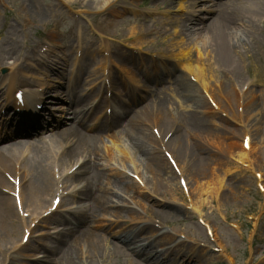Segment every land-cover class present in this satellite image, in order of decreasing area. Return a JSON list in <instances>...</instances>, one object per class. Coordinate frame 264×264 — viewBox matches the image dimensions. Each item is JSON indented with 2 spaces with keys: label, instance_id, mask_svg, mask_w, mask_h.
<instances>
[{
  "label": "rangeland",
  "instance_id": "1",
  "mask_svg": "<svg viewBox=\"0 0 264 264\" xmlns=\"http://www.w3.org/2000/svg\"><path fill=\"white\" fill-rule=\"evenodd\" d=\"M66 1H69L68 4H70L71 8L68 4H65V0H31L27 1V6L22 10V4L25 0H0V44L2 41L6 44L5 49L9 53L7 58L12 57L7 59L8 64L3 65L5 67H0V75H2L4 69L12 73L19 65L18 63H14L15 58L22 57L24 51L32 49L29 51L31 55L30 58H22L20 60V66L32 67V73H30V75L26 73V78L31 82L33 80L39 84L44 83L46 87H49V93L56 96V99L52 102V106L54 109L53 115L57 121L54 127H50V130L42 131L35 136L28 137H13L11 134L15 135L17 129L7 126L3 131L0 126V147L6 145L8 141L34 142L43 139L47 145L42 142L41 144L47 148V151H49L52 156V159L50 158L51 167L53 166L54 168V166H59L61 170H66V172H68L78 161H66L60 162L59 164L55 155L58 154L60 146L53 144L48 134L51 130L57 129L63 125L61 119H72L71 108L67 103L68 95L71 94V86L67 88L65 85V82L68 80L66 76L68 72L65 69L67 68V62L75 51L77 40L76 32L80 31L83 33L82 37L84 38L83 42H85L86 46V58L87 50H90L89 48L91 45H95L92 41H89L87 35H90L89 29H93L92 21L89 16L96 15V13L98 14V12L103 9L100 8V6H103V3L96 1V4H92L90 2L92 0ZM138 1L140 2V0ZM185 1H187L189 7L186 12L180 13L179 18H181V20H184L185 16L192 10H195L197 13H205V10L209 9V6L212 5L210 0H199L203 1L200 3L201 5L198 7L195 5L193 7L192 4L194 0ZM249 1L250 4L254 3V0ZM168 6L169 4H167L163 10L168 8ZM146 8H154V6L150 5ZM38 10H43L47 14V18L44 22H40L39 18L33 14V12ZM59 10L65 13L61 15H64L65 21H71L69 25L58 27L51 25L52 20L60 23L58 18L51 17L54 11ZM87 10H90L92 13L85 12ZM74 11L78 13L83 11V13L76 14ZM76 16L80 17L77 20L79 25L78 28L76 23L72 22ZM27 17L30 19V23L28 24L23 21V19L27 20ZM156 19L164 18L160 16ZM209 22L210 20L208 19L205 24ZM86 24L89 26V29H86ZM150 25L153 24L151 23ZM132 26L135 27L137 24ZM252 29L256 43L254 48L247 47L246 51L244 50V52L234 55L231 65H227V67H229V72L221 68L216 78H207L206 80L213 96L211 99L215 105L217 104L219 106L218 111H215L214 108L211 107L209 101L208 107L199 102H205L202 98L203 94L198 91L199 88L195 86V81L193 83L191 82L193 84L192 87L187 86L186 83H188L190 75L188 71L178 65L174 58L166 59V64L162 62L164 68L160 69L157 74H150L148 80L151 79V82H144L145 80L143 77L136 73V62L131 65L126 64L124 65L125 67H122V72L124 74H121V76L131 82L132 91L135 90V87L142 86L141 81L146 86V90L140 93L144 98L139 102V106H135L134 108V110H139L143 108L145 103L146 106L144 107H148L147 115L141 119L140 125L148 129L154 136L158 135L160 128L158 124V108L155 107V105L153 107V103L150 104L149 96L152 94L153 98L158 96L161 98L164 97L165 101L168 100L169 124L162 127L161 135L164 136L167 132L172 130L175 132L177 131V133L180 131L181 133L179 134H183L186 136L187 140H189L193 150L191 151L196 154V157L193 158L190 155L194 166L189 168L190 170L188 174H186L189 182V190L187 187V191L185 192L180 186L179 178L177 177L178 174L170 167V164L166 161L167 159H164L165 154L161 148V138L155 136L148 149L151 152H157L158 155L156 156H159L163 160L165 167H167V171L166 173L163 172L162 178L157 176L149 166H146L143 159H141L140 156L138 157L135 151L132 150L128 138L125 137V135H121L120 131L128 124L129 119L133 118L134 114H129L127 119L120 120L117 125L107 127L104 131H101V137H99V139L103 142L100 143V150L103 156L97 159L96 164L99 165L100 169L107 171V173L109 172V175L127 177L132 180L134 184V189L128 193L119 190V192H117L116 188H112V194H114L117 199L113 198V200L110 201V206L108 207L110 213H103L96 222V227H98L100 233L123 250L124 259L119 258V260H111L108 264H151L146 261L143 256L137 257L130 252L133 245L126 249L122 244L125 240L121 239L119 236L114 238V236H111L109 233L110 229L111 231L117 230L118 232L124 230L123 227L117 229L115 224L112 225L113 222L118 221L117 224L123 225L124 223V227L126 228L132 225H135V228H140L141 226L152 228L153 231H155L153 234L156 238L157 231L159 230L156 229V226H148L151 222L154 223L151 218H158L161 222L166 224L162 227L160 234L164 235L167 233L175 236L178 241L177 243L182 242L181 239H183L185 235L188 237L189 242H191L190 244L195 245L199 250L204 249L203 255H201V252H195L200 258L194 261L193 264H264V240L261 239L264 232V192H260L258 185L261 181L257 178V174H259L262 176V179H264V17H261L260 21ZM236 30L240 32L238 28H236ZM44 32H46L47 35H45ZM56 32L60 35L54 37L53 35L56 34ZM165 34L164 36L158 35V37L150 36L147 40H165L167 41L165 43H168L172 36H170V31ZM201 35H205L204 32H202ZM197 42H200V40ZM200 44L201 43H199V45ZM145 46L153 53L155 52L154 50H156V46L153 47L151 43ZM157 46L159 51L163 49V45L158 44ZM43 47L48 49L50 53L49 56H46V53L40 52ZM95 48L96 47L91 49L98 54L97 52H99V49L96 50ZM43 55L44 57L41 59L40 57ZM51 60H55L52 62L54 65L51 66L59 72H57V70L49 71V67L46 66L45 62L50 65L49 62ZM97 60L98 64H96V67H92V70L90 69L91 71L88 73V85L92 83L91 81L93 79L99 76L98 69L100 67L98 68V66H102L101 54H99ZM84 63L86 69L91 67V62L85 60ZM38 64L39 66L37 67ZM165 66L167 69H165ZM173 70L176 75H181L185 80L183 87L195 97L192 102H187L178 95L172 81L169 79L161 82V78L165 79L167 75L173 73ZM33 73L35 75H31ZM63 73L65 74L64 80L62 78ZM21 74H23V71H21ZM132 75L134 78L130 80L129 78L132 79ZM223 83L228 84L229 90L234 94V98L229 100L231 104L224 100V94L220 95L218 92ZM112 84L116 88V95L120 97L114 100L115 107L117 108V112L121 113L123 112L122 106L124 105L121 104V101L127 99L125 95L126 91L124 92L123 90L124 82L120 79H115L112 81ZM246 84H250V89L252 91L248 94V98L241 111L237 107L234 86H243ZM156 89H159L160 92L163 90L164 94L161 96L160 93H156L155 95L154 91ZM74 93L82 94V88L80 87L74 90ZM47 99L52 101L51 97ZM103 100H105V102L107 101L106 99ZM67 109L70 110L69 114L67 113L68 115L66 114L68 111ZM190 115H194L197 121L201 122V127H198V131L186 127L184 120ZM245 135L250 138L251 146L248 161H244L238 156ZM7 136L9 138H7ZM112 140H117L126 152H129L130 155L131 153L133 154L134 157L131 156L138 170L137 173L132 169L131 162L125 159L124 154L118 153L112 149ZM167 146L170 150L172 143H169ZM108 149L113 155L108 153ZM177 153L180 157L183 154L180 149H178ZM230 157H235L236 159L244 161L249 166L248 171H246V169L243 170L244 167L239 163L230 160ZM11 169L9 168L8 172L12 175ZM78 171L79 170L75 172L77 173ZM76 173L71 174L72 177ZM131 173H136L142 184L134 179ZM88 175H90V173H88ZM65 176H67V174ZM53 179L57 181L55 176H53ZM70 183L71 178L69 179L68 186ZM261 185L264 186V183ZM149 187L153 190V194L149 192ZM7 188H10L9 191L12 190L13 187L11 182H9ZM219 188H221V190L218 192ZM2 189L3 188H1V190ZM139 191H141L140 195L137 193ZM96 192L97 186H92L90 195H94ZM52 193L53 192H50V194L45 197L47 200L45 199L46 202L44 201L40 207L37 204H22V210L24 212L22 215L27 224L42 213V209L49 203L48 199ZM5 195L11 199L9 202L12 208L10 209L11 217L16 221L19 220L20 227H23L18 215V209L17 207L15 208L13 195L7 193H5ZM191 202L198 208V212H195L191 208ZM157 203H161V206L156 205ZM69 205H72V203L68 202V204H65L64 207H66V210L70 209L68 207ZM151 208L155 210L163 208L166 210L167 214L165 212L164 214L151 212ZM170 209L173 210L171 211ZM113 212H117V214ZM63 214L54 215L51 219L44 220L40 224L37 232L43 231V238L39 239L38 237H32L28 243V249L30 250L13 254L12 257H14L15 261L18 260L16 261L17 263L33 264L37 259H42L45 255V248L55 245L57 237L61 232V227H65L64 224L54 223L60 217H66ZM151 214L157 217L151 216ZM256 217L259 219L256 220ZM132 222L134 224H131ZM207 226L212 232L213 236L211 235V237L207 232ZM20 236L21 235L14 238L15 240L13 239L12 242H7V240L1 242L2 246L6 248L10 247L12 243L18 242ZM140 244L141 243H139V245ZM223 248L225 251H223ZM162 249L163 248L159 247L158 250L160 251ZM124 252L128 253L129 256L125 255ZM6 254L7 252L4 255L6 257L4 259L9 261L11 259L10 253ZM174 256L175 255L168 257L169 259H173ZM179 257L180 256H177V258ZM105 259L106 256L101 255L100 260L105 261ZM174 264H182V260H175Z\"/></svg>",
  "mask_w": 264,
  "mask_h": 264
},
{
  "label": "bare ground",
  "instance_id": "2",
  "mask_svg": "<svg viewBox=\"0 0 264 264\" xmlns=\"http://www.w3.org/2000/svg\"><path fill=\"white\" fill-rule=\"evenodd\" d=\"M71 1L73 2L74 0ZM96 1L103 3V6H100V8L103 9L98 12V14L96 13V15H88L91 18L93 29H89L87 24L86 29H89L90 35H88L92 41H96L99 47L112 50L114 57H119L120 60L128 63L132 62L134 58L132 57L133 54H129L125 51L120 54L118 47L120 44L115 42L116 40H121L126 48H135L137 45L144 48L146 44L151 43L153 47L156 46L155 51L157 55L166 59L174 58L178 65L182 66L184 70L193 75L196 83H198L195 84V86L199 88L198 91H200V93L203 91L206 96L202 97L205 102H199L206 107L209 105V99L213 98L208 82L206 81L207 78H216L219 75L221 68L228 71L229 67H227V65H231L234 55L242 53L244 50L246 51L247 47L254 48L256 43L253 37L252 28L260 21L261 17H264V0H254V3L249 6H240L241 3L248 0H237L238 4H236L234 0V4L225 3L223 0H217L218 2H214L211 7V13H213V15L208 24H205L204 22L205 17L201 16L193 18L194 15L191 14L186 17L182 26L180 25L181 23L179 22V19L174 17L166 19L167 23L161 20H148L146 15L143 17L145 13L141 10L134 9L132 6L135 5L139 8L144 4L154 5L156 9L159 10L168 3L167 0H149V2L145 3L137 2V0H92L90 2L96 4ZM25 2H23L22 5H24ZM68 2L65 0V4H68ZM176 2H178V9L184 7L185 2L183 0H177ZM68 6L70 7V4H68ZM74 12L76 14L83 13V11L79 13L76 11ZM85 12L92 13L90 10ZM163 13L168 14L167 11H164ZM33 14L39 18L40 22H44L47 18V14L43 10H38L33 12ZM62 14L65 13L61 10L54 11L51 17H59L63 19L64 15L61 16ZM147 14H150V12ZM78 18L80 17L78 16ZM151 23L153 25H150ZM134 24H137V26H132ZM63 25H69V22L64 21ZM168 26L172 29L171 35H175L174 39L169 40L168 43H165L167 42L165 40H147L148 36L151 34L158 35L162 32L164 33L167 31ZM236 28H238L240 32L236 30ZM202 32H204L205 35H201ZM198 40H200V42H197ZM199 43L201 44L199 45ZM158 44L163 45L161 51L158 50ZM3 45L4 43L2 41L0 44V67L6 65L7 56L9 55L5 49V45ZM27 55L28 51L22 53L23 57ZM29 56L30 55L26 58H29ZM8 59H10V57H8ZM19 60V57L15 58V62H18ZM90 71V68H87V72ZM82 72L84 77V71H82V69L80 76ZM173 75H176L174 70L173 73L167 75V77L162 80L166 81L169 79L172 81L178 95L187 102H192L195 97L183 87V84L185 83L183 77L181 75ZM4 78L5 77H0V83L4 82ZM186 84L187 86H193L189 81ZM14 85L15 83L12 82L8 88L13 87ZM1 86L3 87V84ZM251 91V89L246 91L245 102ZM161 92L157 91V93H160L162 96L164 91L161 90ZM218 92L220 95L224 94L229 103V100L234 98L233 92L229 90L228 84L226 83L222 84ZM90 99L91 95L69 99L70 106H75L73 117L75 120L74 123L68 124L64 129L61 128L60 130H54L51 133L52 142L62 148L61 162L78 160L84 155V163L86 162V156L89 157L90 161L83 165V170L80 171L81 173L77 174V178L71 179L72 182H79L81 185L78 191V198L81 202L79 208L77 211L70 212L68 217H60L56 223L64 224L65 228L59 233L55 245L45 248V255L42 259L35 261L34 264H79V262L80 264H98V257H101V255L106 256L105 264H108L111 260H119V258L124 259V254L123 252H120L119 247L112 243L109 238H106V236H103L102 233H100V230L96 227V222L103 213H110L108 207L110 201L115 198L114 194H112V188H116L117 192L122 191L128 193L134 189V184L132 180L127 177L109 175V172L107 173V171L100 169L99 165L96 164L97 159L103 156L100 150V143L102 141L99 139L98 134H90L86 132L89 130L88 120L95 116H93V113H89L86 110V102ZM138 101L137 98L131 100V102L125 106L126 111L120 116H116V114L112 117L111 115V123L117 125L121 119H127L128 114H134L133 118L128 121L129 129L126 128L125 131L122 130L120 133L128 138L132 150L135 151V154L138 155V157L140 156V158L143 159L146 166H149L157 176L162 178V174L163 172L166 173L167 167L163 164V160L159 156H156L158 155L157 152H151L148 149L155 136L150 133L148 129H145L140 125L141 119L147 115V108L134 110V106L138 104ZM167 104L168 100L165 101L164 97L161 98L160 96L154 101L155 107L158 108L160 135L162 127L169 124V109ZM27 107L28 106L26 105L23 109ZM90 107L96 112L97 110L99 112L102 110L100 104L94 106L91 103ZM26 111L30 112L28 110ZM29 116H31V114H28V117ZM38 119V115L34 116L32 121L29 122V125H38L41 122L40 119ZM184 121L186 127H189L191 130L198 131V127H201V122L197 121L194 115L186 117ZM26 122L28 123V121ZM99 123H101L100 125L102 126L98 131H100L101 128L103 129L108 121L105 118ZM39 128L40 127H36L29 132H36ZM178 132L181 133L180 131ZM179 133L176 131L174 133V135H176H173L168 142V144L172 143L173 147V149L171 147L168 152L171 154V157L175 161L180 172L184 175L186 186L189 190V182L186 174H188V171L190 170L189 168L194 166L191 157H196V154L192 152V145L190 146V142L187 140L186 136ZM161 137L163 136L161 135ZM248 139L249 140L246 142V149L243 147V143H241V150L238 152L239 158L244 161H248L249 153L251 151L250 138ZM39 141L40 140L33 143L19 142L0 147V240L3 242L6 240L7 242H10V240L19 237L22 233L19 222L11 217L10 209L12 208L9 204L11 199L3 192V189H7V186L9 185V180L7 179V173L11 174L8 172L9 168H12V175H14L15 163L21 161L20 167L22 169L20 170L19 178L22 182V186L20 187L19 197L24 205L27 203L37 204L40 207L44 202V198L52 190L53 179L51 172L53 166L51 167L49 153L43 145L41 146L43 140L41 142ZM111 143L112 149L118 153L124 154L125 159L131 162L132 169L137 173L138 170L133 163V154L131 153L132 157L129 152H126L125 149L121 147L117 140H114ZM24 148L29 151L31 157L21 160V152ZM178 149L183 152L181 157L177 153ZM108 153L113 155L109 149ZM164 159L166 158L164 157ZM240 159L235 160L244 162ZM88 173H90V175H88ZM258 179L261 182L263 181L262 176ZM92 186H97V192L94 195H90ZM1 188L3 189L1 190ZM220 190L221 188H219L218 192ZM137 193L140 195L141 191ZM191 203L193 210L198 212L199 210L195 204H193V202ZM156 205L161 206V203H157ZM120 210L124 211L122 209ZM150 210L154 213L164 214L165 212L167 214L166 210L163 208L157 210L151 208ZM170 210L172 211L173 209ZM113 213L117 214V212ZM151 216L155 215L151 214ZM151 219L154 221L158 218ZM124 226L123 223V225L119 224L116 228L121 229ZM154 232L155 231H153L152 228L145 226H141L140 228L129 226L125 230H120L118 233L113 232L111 236H114V238L119 236L121 239L125 240L123 241L124 243H122L125 247H130L131 245L136 246L137 241L142 243L140 249L135 247L131 249V251L134 252L136 256H145L152 262V264H174L175 260L180 261V259L182 260V264H193L194 261H197L200 258L195 252H201V255H203L204 249L199 250V248L192 246V244L186 245V242L176 243L172 236L161 235L158 236V238L151 240V235H153ZM209 232L210 234L212 233L210 229ZM147 235L150 236L147 237ZM261 239L264 240V232ZM165 246H169L168 249L158 252L159 247L162 248ZM223 251H225L224 248ZM167 253H169L170 256L175 255L174 258H163ZM1 256L2 255H0V257ZM177 256L180 257L177 258ZM11 264L15 263L11 261Z\"/></svg>",
  "mask_w": 264,
  "mask_h": 264
}]
</instances>
